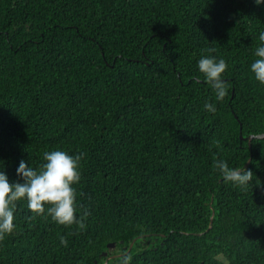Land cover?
Here are the masks:
<instances>
[{
	"label": "trees",
	"instance_id": "trees-1",
	"mask_svg": "<svg viewBox=\"0 0 264 264\" xmlns=\"http://www.w3.org/2000/svg\"><path fill=\"white\" fill-rule=\"evenodd\" d=\"M261 31L254 0H0V170L84 153V227L19 201L0 264H103L110 243L132 264H264V142L248 141L264 132ZM202 55L229 65L223 101L195 79Z\"/></svg>",
	"mask_w": 264,
	"mask_h": 264
},
{
	"label": "clouds",
	"instance_id": "clouds-1",
	"mask_svg": "<svg viewBox=\"0 0 264 264\" xmlns=\"http://www.w3.org/2000/svg\"><path fill=\"white\" fill-rule=\"evenodd\" d=\"M256 5H264V0H254ZM260 44L254 50L256 57L250 64L254 79L264 85V31L259 33ZM208 53L215 51L208 48ZM229 68L227 61L214 55H202L197 61L198 75L215 93L216 101H223L228 95V81L225 74ZM204 109L215 113L213 103L205 102ZM252 142H264V132H253L248 136ZM219 149V145H217ZM84 153L71 155L64 150L45 151L44 163L39 169L30 166L24 160L16 168L18 181H10L4 170H0V241L11 235L16 229L15 212L17 203L27 201V207L35 216H49L51 220L65 228L78 225L83 228L82 214L77 212L76 189L74 185L81 181L80 161ZM216 169L224 182L242 189L252 187L256 181L251 170L229 168L223 160H217ZM47 206V207H46ZM61 246H68L66 236L59 237ZM115 249V251H113ZM132 255L124 248L109 247L103 254V264H132Z\"/></svg>",
	"mask_w": 264,
	"mask_h": 264
},
{
	"label": "water",
	"instance_id": "water-1",
	"mask_svg": "<svg viewBox=\"0 0 264 264\" xmlns=\"http://www.w3.org/2000/svg\"><path fill=\"white\" fill-rule=\"evenodd\" d=\"M241 138H242V135H241ZM248 141L250 142L251 139L248 137ZM250 161V160H249ZM249 161L247 163H249ZM114 246V243H110L108 244V247H113ZM132 246V243L130 244V247ZM104 254V253H103Z\"/></svg>",
	"mask_w": 264,
	"mask_h": 264
}]
</instances>
